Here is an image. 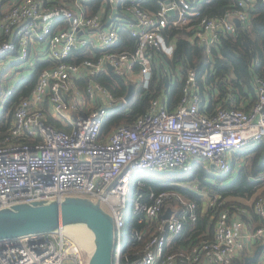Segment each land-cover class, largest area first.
I'll return each instance as SVG.
<instances>
[{"label": "built area", "instance_id": "2783aa9c", "mask_svg": "<svg viewBox=\"0 0 264 264\" xmlns=\"http://www.w3.org/2000/svg\"><path fill=\"white\" fill-rule=\"evenodd\" d=\"M91 1L12 0L2 5L0 127L7 123V129L0 134V209L85 196L113 217V264H243L264 243V186L248 208L223 207L217 193L181 183L201 194L204 209H214L215 230L192 246L174 249L185 226L198 221L199 203L174 190L145 193L146 177L139 172H150L162 185L179 181L175 174L191 172L197 164L212 175H234L244 161L234 162V152L250 144H261L264 152V75H255L256 97L246 109L231 93L220 97L212 86L216 90L210 94L206 83L202 89L198 71L188 67L174 107L162 89L147 113L108 135H102L107 117L129 101L97 77L112 71L128 87L134 85V94L149 88L160 55H174L175 41L167 38L173 25L187 27L190 42L205 47L210 61L205 80L213 72L215 51L224 38L250 23L258 0H237L219 15L203 13L198 8L203 0H159L156 11L144 5L149 0H100L96 12ZM82 51L89 56L69 59ZM39 62L49 65L39 71L28 94L12 100L24 79L16 64L30 68L31 76ZM14 78L20 79L15 83ZM252 179L264 184V173ZM130 189L132 213L125 222ZM168 208L171 215L165 218ZM133 218L142 230H132ZM89 257L62 228L0 240V264H88ZM249 264H264V247Z\"/></svg>", "mask_w": 264, "mask_h": 264}, {"label": "trees", "instance_id": "16d2710c", "mask_svg": "<svg viewBox=\"0 0 264 264\" xmlns=\"http://www.w3.org/2000/svg\"><path fill=\"white\" fill-rule=\"evenodd\" d=\"M12 0H0V15L2 5L10 3ZM56 3H71L73 0H45ZM159 0H149L146 5L149 10L156 11ZM237 0H203L198 3V8L208 15H219L227 8L232 7ZM100 0H92L90 6L92 12L99 8ZM168 40L174 39L175 52L169 57L165 54L160 55L158 68L154 71L149 88H138L133 98L125 103H121L118 109L113 111L106 119L102 135H108L115 127L122 124L132 123L138 116L147 113L151 99H153L162 89H167L169 98V107L176 105L182 92L183 78L186 75L188 67L195 68L198 71V79L202 89L204 84L211 85L209 93L214 90L219 91L220 97H226L230 93L238 97L244 89L254 91L255 75H264V4L258 0L251 13L250 23L238 29V33L224 38L220 45V50L215 51L213 72L207 75L203 80L205 70L209 67L210 61L207 57L206 49L198 43H191L189 40L190 30L187 27L170 25L167 29ZM123 37L129 40L127 33L123 32ZM89 55L82 51L77 55L70 57L72 61L88 57ZM49 65L48 62H39L33 75L20 81L16 88L12 100H17L20 96L29 93L34 85L39 71ZM171 74H168V73ZM173 78V79H171ZM115 96H126L128 86L122 77L112 71L97 77ZM214 86L215 88L212 89ZM8 107V106H7ZM7 129V123L0 127V134L4 135ZM234 162L238 159L243 161L239 171L234 175H212L201 164H197L195 170L190 174H182L184 178L192 175L196 179L200 189L208 192H215L220 196L222 206L233 204H242L250 208L244 201L251 199L263 184L262 181L253 180L252 177H258L264 173V152L261 144H250L244 149L234 152ZM145 185L142 187L145 193L151 189L159 192L162 190H174L183 193L185 196L195 199L199 203V217L196 223H188L173 248L188 247L196 244L207 236H212L215 230V220L213 208L204 209L201 194L189 187H183L177 184H161L154 176H145ZM190 181V180H186ZM243 199V201L239 200ZM132 230L142 225L138 224L133 218L131 222ZM146 239L148 234L145 235ZM132 239H130V243ZM143 242L136 244L139 249ZM131 248V246H129ZM135 249V248H133Z\"/></svg>", "mask_w": 264, "mask_h": 264}, {"label": "water", "instance_id": "95a60500", "mask_svg": "<svg viewBox=\"0 0 264 264\" xmlns=\"http://www.w3.org/2000/svg\"><path fill=\"white\" fill-rule=\"evenodd\" d=\"M170 13L174 14V11ZM235 22L238 26L242 25L237 18ZM109 68L113 69V66L110 65ZM133 95L134 85L130 84L126 100L130 101ZM171 211L168 208L164 217L168 218ZM74 224H84L94 233L95 247L90 253L88 264H113L115 247L113 217L99 201L85 196L69 195L62 200L23 202L1 208L0 240L33 233H49ZM263 247L264 243L260 244L252 255L245 257L243 264L256 260Z\"/></svg>", "mask_w": 264, "mask_h": 264}, {"label": "rangeland", "instance_id": "374dc122", "mask_svg": "<svg viewBox=\"0 0 264 264\" xmlns=\"http://www.w3.org/2000/svg\"><path fill=\"white\" fill-rule=\"evenodd\" d=\"M16 66H17V68L19 70H23L22 73L24 74V78H27L31 74V69L28 68V67H26L24 64H20V65L16 64ZM19 79L20 78H18V79L14 78L13 81L16 83ZM233 158H236V157L233 155ZM238 160L240 161L241 159H238ZM244 160H245V158H244ZM237 171H239L238 168H237ZM191 172H184V173L190 174ZM150 174L151 173L150 172H147V171L139 172V175L140 176H149ZM165 176L172 177L169 174H165L164 177ZM174 177L179 178L180 180L179 181L175 180L174 182H169L170 180H166L167 181L166 184H177V185H181V183H183V184L185 183V184H189V185H192V186L194 184L195 185L198 184V182H197L196 179H193V180L191 179V178H193L192 175L189 176V177H187V178H184V176L182 174H179V175L178 174H175ZM187 179L190 180V181H186ZM161 182H163V181H161ZM200 190L203 191V189H200ZM205 191H207V190H205ZM127 197H128V201H127V205H126L125 210H124V220H125V222H128V220L130 218V215L132 213V202H131L132 191H131V189L128 191ZM249 200L251 201V199H249ZM249 200H245V201L246 202H249ZM246 204H248V203H246ZM255 221L257 223V220H255ZM65 233H68L69 235H71V236H73L75 238V236L73 235L72 232H70V231L67 230V231H65ZM122 235H123L122 241H123V244L125 246L127 244L128 238H129V228H128V224L123 228ZM85 237L86 236L84 234H81V233L79 234V239L83 243V244H81V246L85 249L86 252L90 253L91 249L93 248V242H92L91 239L85 238Z\"/></svg>", "mask_w": 264, "mask_h": 264}, {"label": "bare ground", "instance_id": "6f19581e", "mask_svg": "<svg viewBox=\"0 0 264 264\" xmlns=\"http://www.w3.org/2000/svg\"><path fill=\"white\" fill-rule=\"evenodd\" d=\"M62 229H63L64 232L67 231V230L72 232L73 235L75 236L76 240H78L80 244H83V243L79 239V234L80 233L84 234L86 236L85 238H89V239L92 240L93 248L91 249L90 253L93 251V249L95 247L94 233L86 225H84V224H74V225H68V226H66V227H64Z\"/></svg>", "mask_w": 264, "mask_h": 264}, {"label": "crops", "instance_id": "0c3cea01", "mask_svg": "<svg viewBox=\"0 0 264 264\" xmlns=\"http://www.w3.org/2000/svg\"><path fill=\"white\" fill-rule=\"evenodd\" d=\"M244 90H245V92H241V94L238 97H235V102H236V104L238 106H241V107H244V108L248 109L252 105V103L254 102L255 97H256V95H255V87H253L254 91H250L247 88L244 89ZM263 186H264V184H262V187ZM262 187H260L258 189V191ZM239 200L243 201V199H239ZM244 202L249 204L250 200H249V202H246V201H244Z\"/></svg>", "mask_w": 264, "mask_h": 264}]
</instances>
